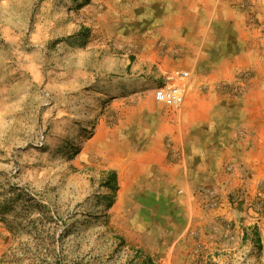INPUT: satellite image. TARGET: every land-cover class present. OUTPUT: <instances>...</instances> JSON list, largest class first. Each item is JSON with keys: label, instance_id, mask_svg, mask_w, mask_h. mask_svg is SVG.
I'll return each mask as SVG.
<instances>
[{"label": "rangeland", "instance_id": "1", "mask_svg": "<svg viewBox=\"0 0 264 264\" xmlns=\"http://www.w3.org/2000/svg\"><path fill=\"white\" fill-rule=\"evenodd\" d=\"M100 1L0 0V264H264V97L247 114L263 134L256 143L209 126L217 89L207 83L185 88L177 73L155 78V66L136 75L141 51L122 44L109 50L115 66L98 65ZM168 86L183 91L180 107L154 101ZM138 125L164 129L162 154H114L115 136ZM190 125H202L193 147ZM167 156L199 165L194 188L172 182L223 231L206 255L191 231L169 239L166 213L139 182ZM237 170L246 174L231 178ZM222 205L236 223L213 214ZM236 232L247 239L237 244Z\"/></svg>", "mask_w": 264, "mask_h": 264}, {"label": "crops", "instance_id": "2", "mask_svg": "<svg viewBox=\"0 0 264 264\" xmlns=\"http://www.w3.org/2000/svg\"><path fill=\"white\" fill-rule=\"evenodd\" d=\"M100 3L98 34L102 42L97 45L102 46L100 50L104 56L98 65L115 66V58L109 52L112 50L114 54L115 49L125 45L141 51L139 63L133 69L136 75L145 67L148 76L152 66L157 67L155 78L161 79L186 71L184 73L189 77H185L186 80L176 78V84L193 88L198 82H204L217 89L213 95L215 102L209 110L214 113L216 123L209 126L217 130L229 129L230 136L247 133L258 143L263 134L257 132V125H248L247 114L259 112L264 97L261 72L264 65V5L261 0H101ZM144 79L142 81L147 83ZM236 89L239 93L235 95ZM192 92L196 91L192 89ZM146 98L149 99L150 94ZM186 128L191 130L192 147L199 145L202 125ZM163 130H153L148 125L131 128L115 136L117 147L113 152L126 153V156L134 153L143 157L147 154L159 156L162 150L156 146V140L163 137ZM247 157L243 156L244 161L249 159ZM170 159L173 158L167 156L158 162L153 158L147 171L138 176L139 182L149 186L151 204L162 207L166 213L169 239L176 241L184 232L191 231L192 241L200 244L206 255L215 250L218 236L223 231L216 234L215 216L203 220L200 216L197 218L196 214L201 213L199 198L194 197L189 202L186 196H177V187L172 182L179 178L184 187L183 178L188 177L194 188L200 177L199 165L194 163V157L189 161L182 156L171 163ZM242 174H246L244 170H237L231 178ZM232 183L227 190L233 189ZM182 189L186 191L185 187ZM229 211L222 205L220 213L213 214L222 215L226 222L236 223L235 217H229ZM235 234L238 244L243 235L241 232ZM195 264L202 263L198 260Z\"/></svg>", "mask_w": 264, "mask_h": 264}, {"label": "built area", "instance_id": "3", "mask_svg": "<svg viewBox=\"0 0 264 264\" xmlns=\"http://www.w3.org/2000/svg\"><path fill=\"white\" fill-rule=\"evenodd\" d=\"M179 76L185 78L187 74L183 72ZM154 101L168 108H177L183 104L184 94L181 88L178 86L159 88L154 93Z\"/></svg>", "mask_w": 264, "mask_h": 264}, {"label": "trees", "instance_id": "4", "mask_svg": "<svg viewBox=\"0 0 264 264\" xmlns=\"http://www.w3.org/2000/svg\"><path fill=\"white\" fill-rule=\"evenodd\" d=\"M107 175L110 177L111 180H114V173L113 172H107ZM112 189L114 190L115 188L113 187ZM246 239H247V234L244 233L243 241H245ZM144 262L146 264H153L152 261L150 260V258H145Z\"/></svg>", "mask_w": 264, "mask_h": 264}, {"label": "bare ground", "instance_id": "5", "mask_svg": "<svg viewBox=\"0 0 264 264\" xmlns=\"http://www.w3.org/2000/svg\"><path fill=\"white\" fill-rule=\"evenodd\" d=\"M104 157V156H103ZM107 157V156H106Z\"/></svg>", "mask_w": 264, "mask_h": 264}]
</instances>
